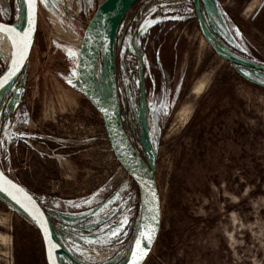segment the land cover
<instances>
[{"label": "rangeland", "instance_id": "374dc122", "mask_svg": "<svg viewBox=\"0 0 264 264\" xmlns=\"http://www.w3.org/2000/svg\"><path fill=\"white\" fill-rule=\"evenodd\" d=\"M102 1L39 0L30 59L0 93V165L36 196L77 261L125 264L140 193L77 77ZM198 1L201 22L195 0H141L116 34L121 120L161 195L145 264H264V0ZM23 7L0 0V21H21ZM12 50L0 32V74ZM95 78L109 99L103 53ZM0 264H47L40 230L1 192Z\"/></svg>", "mask_w": 264, "mask_h": 264}, {"label": "water", "instance_id": "95a60500", "mask_svg": "<svg viewBox=\"0 0 264 264\" xmlns=\"http://www.w3.org/2000/svg\"><path fill=\"white\" fill-rule=\"evenodd\" d=\"M139 1L141 0H104L97 6L82 38L78 56L77 77L84 97L103 116L114 153L119 163L136 183L140 193L141 224L133 243L132 253L135 251V242L139 238L140 232L145 230L143 226L155 227L154 237L150 244L144 241L147 254L140 261V264H145L156 244L161 229V195L150 164L144 159L122 123L115 68V40L118 28L125 15ZM195 3L201 22L199 1L195 0ZM23 4L21 21L11 23L0 21V26L14 30L12 33L15 37L10 60L5 70L0 74V83L3 84V87H0V93L13 84L23 73L33 51L38 30L39 0H35L34 20L33 0H23ZM29 32L30 41L26 52H24V58L21 59L19 55L21 48L18 45L24 34ZM100 53L105 55L107 63L108 102L102 98L95 78L96 62ZM0 192L17 204L40 230L47 264H63L60 259V256L63 255L75 264H82L56 241L50 218L36 196L10 176L1 165ZM132 253L125 264H131Z\"/></svg>", "mask_w": 264, "mask_h": 264}, {"label": "snow or ice", "instance_id": "6c2138e0", "mask_svg": "<svg viewBox=\"0 0 264 264\" xmlns=\"http://www.w3.org/2000/svg\"><path fill=\"white\" fill-rule=\"evenodd\" d=\"M34 11H35V0H33V20H34ZM0 31L9 32L14 30L0 26ZM29 41H30V32L25 33L19 42L18 46L21 48L19 55L21 59L24 58V52H26L27 50ZM0 87H3L2 83H0ZM153 219H155V217H153ZM121 224H127V218H125V220L122 221ZM143 227L145 230L140 232L139 238L135 242V251L132 253L133 259L131 261V264H140V261H142L143 257L147 254V249L144 246V241H147L150 244L151 240L154 237V233H155L154 226L144 225ZM118 234H119V230L113 232L114 236Z\"/></svg>", "mask_w": 264, "mask_h": 264}, {"label": "bare ground", "instance_id": "6f19581e", "mask_svg": "<svg viewBox=\"0 0 264 264\" xmlns=\"http://www.w3.org/2000/svg\"><path fill=\"white\" fill-rule=\"evenodd\" d=\"M1 32V31H0ZM2 33H4L7 37H8V39H10L11 41H12V47H14V42H15V40H14V34L12 33V31H9V32H7V33H5V32H2ZM98 90H99V88H98ZM99 92H100V90H99ZM101 93V92H100ZM101 95H102V93H101ZM102 98L106 101V102H108V100L106 99V98H104V96L102 95ZM57 241V240H56ZM58 242V241H57Z\"/></svg>", "mask_w": 264, "mask_h": 264}, {"label": "trees", "instance_id": "16d2710c", "mask_svg": "<svg viewBox=\"0 0 264 264\" xmlns=\"http://www.w3.org/2000/svg\"><path fill=\"white\" fill-rule=\"evenodd\" d=\"M143 156V155H142ZM145 159V158H144ZM43 206V205H42ZM45 209V208H44ZM47 212V211H46ZM50 218V217H49ZM50 221H51V219H50ZM51 224H52V221H51Z\"/></svg>", "mask_w": 264, "mask_h": 264}]
</instances>
